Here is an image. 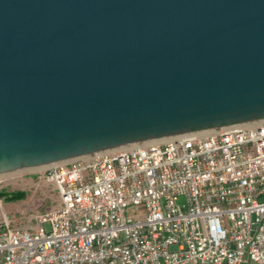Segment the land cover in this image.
<instances>
[{
  "label": "water",
  "instance_id": "1",
  "mask_svg": "<svg viewBox=\"0 0 264 264\" xmlns=\"http://www.w3.org/2000/svg\"><path fill=\"white\" fill-rule=\"evenodd\" d=\"M264 121V0H0V176Z\"/></svg>",
  "mask_w": 264,
  "mask_h": 264
},
{
  "label": "built area",
  "instance_id": "2",
  "mask_svg": "<svg viewBox=\"0 0 264 264\" xmlns=\"http://www.w3.org/2000/svg\"><path fill=\"white\" fill-rule=\"evenodd\" d=\"M19 219L0 200V264H264V121L60 164ZM48 225V228H46Z\"/></svg>",
  "mask_w": 264,
  "mask_h": 264
},
{
  "label": "rangeland",
  "instance_id": "3",
  "mask_svg": "<svg viewBox=\"0 0 264 264\" xmlns=\"http://www.w3.org/2000/svg\"><path fill=\"white\" fill-rule=\"evenodd\" d=\"M46 169L42 171L30 169L0 176V191L23 190L26 193L23 199L16 201H5L3 197H0L4 213L14 218V223H19L22 216L30 214L34 209L45 211L52 203H55L56 191L51 184L40 177Z\"/></svg>",
  "mask_w": 264,
  "mask_h": 264
},
{
  "label": "trees",
  "instance_id": "4",
  "mask_svg": "<svg viewBox=\"0 0 264 264\" xmlns=\"http://www.w3.org/2000/svg\"><path fill=\"white\" fill-rule=\"evenodd\" d=\"M26 193L23 190L7 192L5 190L0 191V197H3L5 201H16L23 199Z\"/></svg>",
  "mask_w": 264,
  "mask_h": 264
},
{
  "label": "bare ground",
  "instance_id": "5",
  "mask_svg": "<svg viewBox=\"0 0 264 264\" xmlns=\"http://www.w3.org/2000/svg\"><path fill=\"white\" fill-rule=\"evenodd\" d=\"M240 126V125H239ZM225 129V128H223ZM212 131H215V130H210V131H204V132H198V133H208V132H212ZM170 138H167V139H162V140H157V141H152L153 143L154 142H162V141H166V140H169ZM132 146H129V147H125V148H121V149H126V148H130ZM49 166H45V167H40V168H35V169H31V170H37V171H42L46 168H48Z\"/></svg>",
  "mask_w": 264,
  "mask_h": 264
}]
</instances>
